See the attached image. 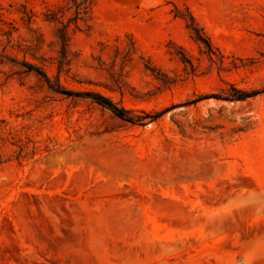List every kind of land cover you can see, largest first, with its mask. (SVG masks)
I'll list each match as a JSON object with an SVG mask.
<instances>
[{
  "label": "rangeland",
  "instance_id": "rangeland-1",
  "mask_svg": "<svg viewBox=\"0 0 264 264\" xmlns=\"http://www.w3.org/2000/svg\"><path fill=\"white\" fill-rule=\"evenodd\" d=\"M68 6L0 0V264H264V0Z\"/></svg>",
  "mask_w": 264,
  "mask_h": 264
},
{
  "label": "trees",
  "instance_id": "trees-1",
  "mask_svg": "<svg viewBox=\"0 0 264 264\" xmlns=\"http://www.w3.org/2000/svg\"><path fill=\"white\" fill-rule=\"evenodd\" d=\"M68 3V9H73L74 15L72 17L68 18V23L71 22V20H77L82 19V17H88L91 12L92 5L94 4L95 0H66ZM188 19L186 20V27L190 30V33L196 41L203 43L208 50L211 51V43L207 37V35L204 33L201 27L198 26V24L195 22L192 14L188 11ZM31 15H27L26 19L27 21L30 20ZM49 19L56 20L54 15H51L48 17ZM60 26L56 30V38L59 44V59L57 61L58 68L61 67L62 64L68 63L69 59L67 58V48L69 44V36L67 34V26L68 24H63L62 21H58ZM0 57H5L4 55H0ZM14 61V59H11ZM18 62V61H15ZM21 66L24 68V71L26 72H34L46 86L57 93L64 94L67 96L71 95H78L80 92L72 91L69 89H65L62 87L57 80H51L50 77L45 73V71L38 65H35L33 63H29L27 61H22ZM229 87L231 89V92L226 93V95H215L214 97L217 99H223V100H244L246 98L252 97L257 95L260 91H264V87L262 89H255V90H243L240 88H237L233 84H229ZM88 96H91V98L97 102L98 104L107 107L113 114L120 117L123 120L132 122L133 117L130 115V112L120 106H117L112 100H110L108 97L102 95L99 92L91 91L86 93Z\"/></svg>",
  "mask_w": 264,
  "mask_h": 264
},
{
  "label": "bare ground",
  "instance_id": "bare-ground-1",
  "mask_svg": "<svg viewBox=\"0 0 264 264\" xmlns=\"http://www.w3.org/2000/svg\"><path fill=\"white\" fill-rule=\"evenodd\" d=\"M157 165V164H156ZM135 171V170H134ZM151 221V220H150ZM45 226V225H44ZM48 227V226H47ZM33 230V229H32ZM37 231V230H36ZM154 232V231H153ZM29 233V232H28ZM28 235V234H27ZM35 235V234H34ZM30 236H31V234H30ZM30 236H29V238H30ZM35 237V236H34ZM40 237V236H39ZM47 241V240H46ZM48 242V241H47ZM63 247V246H62ZM66 248V247H65Z\"/></svg>",
  "mask_w": 264,
  "mask_h": 264
}]
</instances>
